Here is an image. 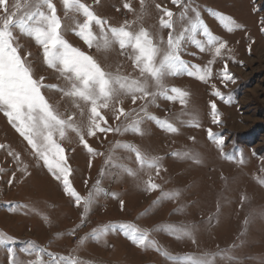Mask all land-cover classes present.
Here are the masks:
<instances>
[{
    "label": "rangeland",
    "instance_id": "374dc122",
    "mask_svg": "<svg viewBox=\"0 0 264 264\" xmlns=\"http://www.w3.org/2000/svg\"><path fill=\"white\" fill-rule=\"evenodd\" d=\"M16 2L8 0L10 12ZM19 2L23 6L24 0ZM82 2L108 22L106 27H119L127 21L134 32L148 30L162 52L167 50L170 33L183 36L180 58L189 66L210 68L211 75L204 81L186 72L164 77L166 88L188 93L184 104L159 95L154 81L148 78V90L157 93L155 97L133 103L130 95L118 96L108 108L100 110L107 123H98L102 128L120 131L97 130L91 136L87 135V105L81 104V116L70 98L55 89H42L61 113H76V122L94 150L90 153L71 130L59 140L76 192L87 196L100 181L102 191L86 213L83 203L77 206L65 193L62 182L33 154L0 111V144L5 145L0 149V234L12 238L0 245V264H11L10 256L29 264L40 249L44 250L41 255L45 264L51 260L49 252L57 258L74 257L80 264H172L154 247L134 244L123 230H109L99 239L90 235L104 225L126 222L149 230L150 238L170 254L223 252V256L215 257V264H264V0H181L179 5L172 0H144L143 5L141 0ZM53 3L62 22V35L71 45L92 56L108 73L145 79L134 64L131 47L122 50L114 44L107 50L89 48L73 31L77 22H83V15L71 11L65 15L62 0ZM125 3H130L133 11L125 9ZM165 9L174 14L171 29L160 24ZM220 14L231 17L239 27L227 31L219 22ZM204 26L226 44L220 55L207 45ZM93 31L98 33V26L93 25ZM13 35L21 54L31 53L28 62L35 79L43 77L45 85L67 87L68 81L45 64L41 46L17 29ZM200 45H204V51ZM225 66L232 80L223 79ZM216 91L224 98L215 95ZM213 102L218 123L213 121ZM120 107L128 113L127 118L117 119ZM141 109L167 120L178 131H166L155 120L147 119ZM140 118L142 135L124 131L132 120ZM209 130L215 138L209 137ZM218 138H223V145L217 144ZM118 142L158 158V174L156 168L141 167L135 153L118 147ZM9 152L18 153L20 160ZM150 179L159 189L147 190ZM171 192L179 195L162 198V193ZM147 209L151 211L142 215ZM164 225L183 226L191 232V238L177 239L157 230Z\"/></svg>",
    "mask_w": 264,
    "mask_h": 264
},
{
    "label": "snow or ice",
    "instance_id": "6c2138e0",
    "mask_svg": "<svg viewBox=\"0 0 264 264\" xmlns=\"http://www.w3.org/2000/svg\"><path fill=\"white\" fill-rule=\"evenodd\" d=\"M98 2V0H96ZM144 0H141L143 5ZM181 0H172L173 4L179 5ZM65 9V15L69 11L82 14L84 20L82 23L77 22L73 31L79 36L89 48L95 46L99 49H110L114 44H118L120 49L131 47L135 53L134 64L139 68L141 76L145 79H135L119 74L106 72L101 65L90 55L85 54L80 49L71 45L62 35V22L57 15V9L53 0H24L23 6L17 0L12 5L14 11H9L8 0H0V10L4 15L0 16V111L8 117L12 127L19 133L21 137L31 147L33 154L43 161L53 176L62 182L64 191L67 195L74 198L77 206L83 203L85 213L95 203V197L102 191L99 188L100 181L94 186V190L90 191L87 196H81L73 188L70 182L71 168L68 166L67 158L64 155V148L59 140L66 138L69 130L75 132L80 142L90 153L94 150L87 144L84 130L76 122V113H61L58 107L49 102L43 94V88L55 89L62 93L64 97L72 100L73 106L80 110L81 116L84 109L81 104L88 106L89 118L87 126V135H95L96 131H120V128H102L98 121L106 119L101 115L100 110L109 107L110 102L116 100L120 95H130L133 103L137 99L147 96H153L148 90V78L154 81L159 89V95L165 96L169 100L179 99L184 104L187 92L178 89H168L163 84L166 75H176L186 72L190 76H196L204 81L211 75L210 68H201L199 65L189 66L183 61L178 50L183 36L173 37L169 34L167 42V50L163 51L159 45L154 42L153 36L148 30L141 28L139 31H132L128 26V22L119 27L107 26L108 22L99 17L87 4L82 0H62ZM157 5V8H160ZM124 8L133 11L130 3H125ZM173 12L163 10V16L160 19L162 27L172 28L171 18ZM167 17L168 19H164ZM219 22L227 30L232 31L235 22L231 17L223 14L219 15ZM93 25L98 26L99 32L93 31ZM196 24L192 25L195 31ZM19 30L21 35L33 39L37 45L43 49V58L45 64L52 69L58 71L61 76L68 81L67 87L58 85H45L44 78H34L33 70L28 57L31 53L21 54L20 46L15 41L13 30ZM203 34L207 37V45L214 48L215 54L218 56L221 49L226 47L224 42H219L218 37L213 35L209 29L204 26ZM201 51H204V45H200ZM159 58V59H158ZM224 80H232V76L225 70L223 72ZM171 92L172 95L168 93ZM215 95L223 99V95L216 91ZM228 102V101H225ZM213 121L218 123L219 116L216 111V104L211 103ZM134 111V110H133ZM147 119L155 120L163 129L169 132H177L178 129L167 120H160L155 116L149 115L145 109ZM120 116L127 118L128 113L120 107L117 109V119ZM143 118L132 120L124 131H131L143 134L141 127ZM209 137L215 138L214 134L209 130ZM218 145H223V138L216 139ZM135 153L136 161L141 167L156 168L159 172L158 158L149 157L142 153L138 148L130 144L121 145ZM5 145L0 144V149ZM10 156H14L16 160H20L18 153L9 152ZM176 155H180L176 153ZM188 155V154H185ZM231 158V157H229ZM111 159V157H109ZM198 162V160H197ZM243 163V160L240 161ZM123 168V165H113ZM2 171V169H0ZM27 171V168H24ZM130 175H135L131 169H125ZM11 183V181H9ZM264 183V180H261ZM159 185L153 183L151 179L147 182V190L153 191L159 189ZM115 195L114 193L112 194ZM179 193H162V198L172 199ZM159 201H154V204ZM121 208L124 202L120 201ZM151 209L145 210L142 215H147ZM123 230L125 235L137 246L154 247L172 264H215L217 255L223 256L224 253H203L199 256L193 254L174 255L167 250L162 249L155 240L150 238L149 230L141 229L133 223L126 222L120 224L104 225L101 228L93 229L90 234L92 238L99 239L109 230ZM157 230L166 231L177 239L191 238V232L183 226L164 225L159 226ZM12 239L4 234H0V245L6 243V240ZM81 239L80 243L83 244ZM193 242H195L193 240ZM10 254L12 250L9 249ZM43 249L38 250L35 255L36 259L30 261L29 264H45L42 253ZM29 254H32L29 252ZM51 260L49 264H80L74 257L60 256L57 258L53 253H47ZM11 264H21L14 256H10Z\"/></svg>",
    "mask_w": 264,
    "mask_h": 264
}]
</instances>
